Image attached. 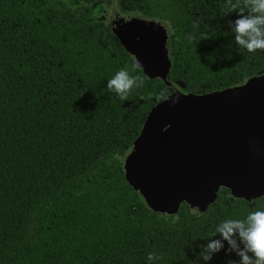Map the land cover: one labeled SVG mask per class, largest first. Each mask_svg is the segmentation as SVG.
<instances>
[{"label": "trees", "instance_id": "obj_1", "mask_svg": "<svg viewBox=\"0 0 264 264\" xmlns=\"http://www.w3.org/2000/svg\"><path fill=\"white\" fill-rule=\"evenodd\" d=\"M107 0H0V264H205L216 226L264 210L224 188L203 214L149 208L124 162L171 95H208L264 76V51L238 48L226 0H111L167 30L166 82L126 101L107 81L133 56L98 19ZM168 83V84H166ZM216 235V236H215ZM228 244L207 264L238 261ZM149 253L161 257L148 260Z\"/></svg>", "mask_w": 264, "mask_h": 264}, {"label": "water", "instance_id": "obj_2", "mask_svg": "<svg viewBox=\"0 0 264 264\" xmlns=\"http://www.w3.org/2000/svg\"><path fill=\"white\" fill-rule=\"evenodd\" d=\"M113 12L120 22L112 33L166 82L169 57L158 50L166 36L154 40L152 25L164 35L163 26ZM124 170L160 213L172 203L174 214L182 203L202 206L219 184L247 201L264 196V76L208 95L175 92L144 123Z\"/></svg>", "mask_w": 264, "mask_h": 264}, {"label": "clouds", "instance_id": "obj_3", "mask_svg": "<svg viewBox=\"0 0 264 264\" xmlns=\"http://www.w3.org/2000/svg\"><path fill=\"white\" fill-rule=\"evenodd\" d=\"M226 8L225 15L235 12L239 17L228 21L238 48L249 53L264 51V0H226ZM140 67L139 61L132 59L126 68L107 81L108 91L126 101L133 88L144 83L142 77L133 75ZM215 233L219 234V239H210L201 246L199 258L205 264L224 248V242L228 244L227 253L239 257L238 261H229V264H264V210L251 211L244 219L223 220L216 226ZM157 259L161 257L149 253V261Z\"/></svg>", "mask_w": 264, "mask_h": 264}, {"label": "rangeland", "instance_id": "obj_4", "mask_svg": "<svg viewBox=\"0 0 264 264\" xmlns=\"http://www.w3.org/2000/svg\"><path fill=\"white\" fill-rule=\"evenodd\" d=\"M101 8H104V9H102V10H100V12L102 13L101 15H97L96 14V16H97V18L99 17L100 18V20H103L104 22H105V24H106V26L113 32V30H114V26H115V24H116V22H120V20H119V16H117V15H115V14H113V13H115V12H113V11H115L114 10V8H113V5H112V1L111 0H107V1H105L104 2V4H103V6L101 7ZM132 16H133V14H131ZM130 15V16H131ZM127 16V15H126ZM98 18V19H99ZM152 27H153V36H154V40L155 39H159L160 41H162V39H163V37H165L166 36V38H165V40H164V42H165V45H163V48H162V44H160L159 45V52L160 53H163V50L166 52V54H167V56L169 57V55H168V48H167V41H168V34H167V30L163 27V29H164V35L163 34H161V30H160V28L158 27V26H156V25H152ZM162 38V39H161ZM133 51V50H132ZM133 53V52H132ZM134 55H133V58L135 59V60H138L139 61V64L143 67V69H144V71H145V73H146V75L149 77V78H153V77H155L154 76V74H152V69L147 65V62L146 61H143V60H141L140 58H139V56L137 55V54H135V53H133ZM217 188H218V190L219 189H222V188H225L224 187V185H222V184H219L218 186H217ZM208 195H210V196H208V197H204L203 198V200H202V202H204V204H201L202 206H199V207H197L198 205L197 204H191V207H193V208H189L191 211H194L195 213L197 212V213H201V214H203L204 213V211L205 210H203L202 208L203 207H205V209H206V207L209 205V204H211L212 203V199H213V194L211 195V194H208ZM254 199H252V200H249V202H252ZM190 205V204H189ZM174 206H175V203H172V204H169V205H165V207H164V210H166L167 212H165L164 213V215H166L167 216V218H169L170 220H175V214H174V212H173V208H174Z\"/></svg>", "mask_w": 264, "mask_h": 264}, {"label": "flooded vegetation", "instance_id": "obj_5", "mask_svg": "<svg viewBox=\"0 0 264 264\" xmlns=\"http://www.w3.org/2000/svg\"><path fill=\"white\" fill-rule=\"evenodd\" d=\"M123 16V15H122Z\"/></svg>", "mask_w": 264, "mask_h": 264}]
</instances>
